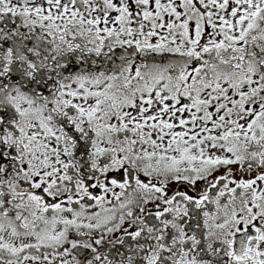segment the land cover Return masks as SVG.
<instances>
[{"label": "snow or ice", "instance_id": "1", "mask_svg": "<svg viewBox=\"0 0 264 264\" xmlns=\"http://www.w3.org/2000/svg\"><path fill=\"white\" fill-rule=\"evenodd\" d=\"M0 264H264V0H0Z\"/></svg>", "mask_w": 264, "mask_h": 264}]
</instances>
